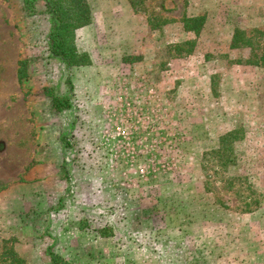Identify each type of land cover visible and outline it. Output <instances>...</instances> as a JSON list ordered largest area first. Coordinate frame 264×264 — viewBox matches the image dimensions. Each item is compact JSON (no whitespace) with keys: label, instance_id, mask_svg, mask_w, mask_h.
I'll return each mask as SVG.
<instances>
[{"label":"rangeland","instance_id":"1","mask_svg":"<svg viewBox=\"0 0 264 264\" xmlns=\"http://www.w3.org/2000/svg\"><path fill=\"white\" fill-rule=\"evenodd\" d=\"M88 2L70 75L44 5L0 0V264H264V0Z\"/></svg>","mask_w":264,"mask_h":264},{"label":"trees","instance_id":"2","mask_svg":"<svg viewBox=\"0 0 264 264\" xmlns=\"http://www.w3.org/2000/svg\"><path fill=\"white\" fill-rule=\"evenodd\" d=\"M40 3L44 5L46 12L50 16V55L58 59L67 68L69 74L70 70L74 68L91 65L92 60L90 55L88 53H79L76 45V32L81 28L91 25L93 22L92 7L88 0H23L25 9L31 13H35ZM206 22V15L187 18L184 22V28L187 32L194 33L196 37H199ZM246 37V32L236 30L231 47L234 49L240 47L254 48L256 45L253 43V40L251 38L247 40ZM251 65L260 66L264 69V45L262 46V54L259 60H256L254 64ZM70 75L66 80V85L68 87V93L66 95L58 96L55 94L54 89H45L47 97L51 99L52 110L56 113H62L74 108V86ZM234 134V132H230L220 139L221 148L229 163L231 162L233 154L231 155L228 141L229 138L235 136ZM64 140L68 141L67 138ZM64 172L65 177L68 179L69 174L67 170L64 169ZM13 253L14 252L9 249L4 252L5 255L7 254L9 256H12ZM49 256L53 264H61L63 261L61 256L54 252H50Z\"/></svg>","mask_w":264,"mask_h":264},{"label":"crops","instance_id":"3","mask_svg":"<svg viewBox=\"0 0 264 264\" xmlns=\"http://www.w3.org/2000/svg\"><path fill=\"white\" fill-rule=\"evenodd\" d=\"M251 5V4H250ZM91 6V5H90ZM93 8V7H92ZM91 8V9H92ZM256 12L259 14L260 12H262L259 8H255V7H249L248 9H246V10H244L243 11V14L245 13V15L247 16V17H249V18H254V19H250L249 20V22L250 23H252L251 25H250V27H252V28H256V27H258V28H261L262 26H263V22H264V18H260V16H258V15H256ZM202 15V14H201ZM195 17H197V16H195ZM93 23V22H92ZM92 25V24H91ZM206 25V24H205ZM90 26V25H89ZM89 26H87V27H89ZM85 28V27H84ZM82 29V28H81ZM236 30H241V31H243L242 29H240V28H237ZM235 30V31H236ZM234 34H235V32H234ZM234 34L232 35V41H233V37H234ZM232 41H231V45H232ZM232 48V47H231ZM232 49H234V48H232ZM235 49H238V48H235ZM237 67H239L238 65H237ZM257 67H260V66H257ZM237 73V72H236ZM61 173H58V175H57V178L56 179H58V178H60L61 179V175H60ZM9 191V190H8ZM5 192H2V193H0V206H3V204H4V196H5V194H4ZM2 199V200H1ZM17 251V250H16Z\"/></svg>","mask_w":264,"mask_h":264}]
</instances>
